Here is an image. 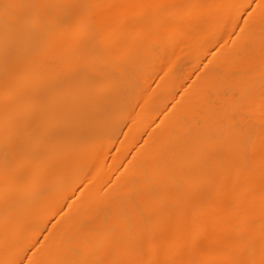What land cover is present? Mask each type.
Returning <instances> with one entry per match:
<instances>
[{"label":"bare ground","instance_id":"6f19581e","mask_svg":"<svg viewBox=\"0 0 264 264\" xmlns=\"http://www.w3.org/2000/svg\"><path fill=\"white\" fill-rule=\"evenodd\" d=\"M0 264H264V0H0Z\"/></svg>","mask_w":264,"mask_h":264}]
</instances>
